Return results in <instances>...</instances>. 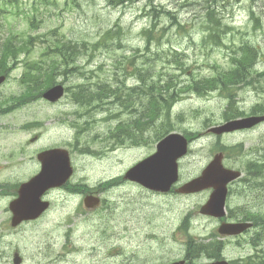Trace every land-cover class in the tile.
I'll return each instance as SVG.
<instances>
[{
    "label": "rangeland",
    "instance_id": "1",
    "mask_svg": "<svg viewBox=\"0 0 264 264\" xmlns=\"http://www.w3.org/2000/svg\"><path fill=\"white\" fill-rule=\"evenodd\" d=\"M2 11L8 13L0 14V37L13 32L18 39L33 40L28 51L8 59L12 66L0 85V264H12L14 252L21 264H166L186 259L194 245L220 241L224 256L230 257L235 249L214 234L219 221L199 213L209 189L189 195L159 193L122 179L129 167L154 150L149 142L167 131L169 123L157 126L164 121L158 119L139 130L143 119H132L137 112L132 113L130 104L125 109L116 101L109 107L103 101L102 108L93 109L74 102V97L86 86L96 88L103 82L139 86L145 72L151 73L146 82L173 83L178 91L192 77L227 69L231 53L248 42L258 53L253 84L237 86L228 113L251 115L253 106L264 103V77L256 74L264 70V0H0ZM216 33L219 44L209 42L208 35ZM56 39H68L79 49L66 47L62 54L57 49L48 58L46 50ZM67 58L71 61L65 63ZM53 64V83L64 86V95L56 102L37 95L22 98L28 86L21 83L23 71L40 65V79L31 85L41 84L42 94L53 85L42 87L43 67ZM226 105L218 90L205 95L184 92L171 105V119L165 121L172 129L196 133L179 160L178 185L196 177L220 146L229 155L224 165L241 169L243 176L246 166L264 161V122L218 136L207 132L226 120ZM133 107L139 108L137 103ZM257 110L256 115L264 113ZM131 128L134 139L127 130ZM65 145L72 152L70 184H77L50 190L49 210L12 228L8 203L19 184L38 172L36 155ZM245 181L231 186L227 210L243 216L246 209L254 221L264 220V188ZM77 190L99 195L100 206L88 211L84 195L73 193ZM72 247L75 251L68 252ZM250 252L246 246L245 253Z\"/></svg>",
    "mask_w": 264,
    "mask_h": 264
},
{
    "label": "water",
    "instance_id": "2",
    "mask_svg": "<svg viewBox=\"0 0 264 264\" xmlns=\"http://www.w3.org/2000/svg\"><path fill=\"white\" fill-rule=\"evenodd\" d=\"M4 76H0V83ZM63 94L61 85H55L43 93V97L49 101H55ZM264 120L263 116H252L244 119H235L220 126L211 128L215 133L232 131L242 127H249ZM186 139L180 134H170L162 139L156 147V152L141 160L130 168L125 178L138 181L146 187L158 191H167L178 179L176 159L186 151ZM38 158L42 162V171L22 183L18 189V197L10 203L13 212L11 224L14 226L22 219L37 217L48 206L41 201L40 196L49 187L60 186L71 174V167L66 151L54 149L41 153ZM222 155L217 154L200 176L183 184L177 189L181 193H193L205 188H212L207 202L201 207L200 212L214 217H222L225 214L224 202L226 198V185L239 175L238 172L226 169L221 164ZM91 197L84 199L87 207L94 205ZM97 202V200L95 201ZM250 224H229L222 222L218 228L221 235L238 234L248 228ZM18 259L15 260V264ZM181 264V263H174ZM208 264H226L213 262Z\"/></svg>",
    "mask_w": 264,
    "mask_h": 264
},
{
    "label": "trees",
    "instance_id": "3",
    "mask_svg": "<svg viewBox=\"0 0 264 264\" xmlns=\"http://www.w3.org/2000/svg\"><path fill=\"white\" fill-rule=\"evenodd\" d=\"M212 7V6H211ZM4 13H8L5 11L0 12L1 15ZM218 32V31H217ZM216 37H212L211 35H208L209 40H211L212 43H219L220 42V36L218 33H216ZM33 37L27 36L25 38L18 39L16 37V34L13 32H9L6 34V36L0 37V53L2 54L0 57V74L7 75L9 73V70L12 65H9L8 59L9 58H18L19 54L21 52L28 51L30 44L32 43ZM208 41L207 39H205ZM204 40V41H205ZM53 41V40H52ZM55 44L49 46V48L46 50V54L50 56V53L52 51H56L58 49V53L62 54L64 50L71 47H76L79 49V47L72 43L68 39H56L54 42ZM255 47H252L248 44H244L241 47H239V54L232 58V65L223 72H216L214 75L203 77V78H197L192 77L190 80H188L184 85H181L178 88V91L180 92H196L200 95H204L212 90H218L221 94H223L227 98V108L224 113L225 118H234L236 116H239L238 111L228 113L229 110L232 108V106L235 104V90L237 89V86L242 85H251L253 84V71L252 68L253 63L256 62V56L257 51L255 50ZM63 50V51H62ZM58 54H54V56H57ZM64 55V54H63ZM71 61L69 58L64 60L65 63ZM40 67V65H39ZM39 67L36 69L33 67H29L28 70L24 73H22V79L21 83H26L28 86L22 93V98H33V95L41 96L40 90H41V84L39 85L38 82L34 85H31V83L36 82L40 79V72ZM56 69L55 65H51L49 67H46L45 70V77L43 86H49L53 83L52 74L54 70ZM36 72H33V71ZM258 76L264 77V70L257 73ZM145 75H140V79L143 81V84L145 86L139 87V88H129L126 89L123 84L121 86H118L116 89L117 91L123 92L127 99L123 102V106L125 108H129L128 104H130V107H133L134 105V99H137V103L139 105V108H135V110L138 112L137 116H134L133 119H159L160 117H163V119H170L169 116V107L170 105L176 100L175 98L178 97L179 93H177V90H175V85L173 83L165 82L164 85L160 83H147L144 79ZM86 89V90H85ZM85 89L79 93L75 94L74 102L80 104L81 106H90L92 108V103L94 101L99 100L95 103L94 108L101 107L102 108V102L105 98L108 97V95L112 92H115V89H110L108 85L102 86L101 84L99 86H96V88H91L90 86H86ZM125 90H128V92H124ZM121 95V94H119ZM144 99H146L144 101ZM100 102V103H99ZM107 107L111 105V102H106ZM101 105V106H100ZM258 108L264 109V104H257L253 106V111L257 110ZM227 112V113H226ZM243 115V114H241ZM169 123L170 128H165L167 131L172 130V125L169 121H163V125ZM132 133L134 132L127 129ZM165 131V133L167 132ZM159 136H156V138ZM224 147V146H222ZM225 149V147L223 148ZM261 167H264V163L260 165ZM256 175L258 173V168L255 169ZM243 210V209H242ZM230 212V210H229ZM243 220H253V218H250V212L244 209L243 211ZM191 248H195L197 251L192 252ZM189 250V253L191 254V258H194L196 256V253H202L205 255H211L215 253V250L212 247L204 248L202 250L197 249L196 246L191 247ZM218 249V247H217Z\"/></svg>",
    "mask_w": 264,
    "mask_h": 264
},
{
    "label": "flooded vegetation",
    "instance_id": "4",
    "mask_svg": "<svg viewBox=\"0 0 264 264\" xmlns=\"http://www.w3.org/2000/svg\"><path fill=\"white\" fill-rule=\"evenodd\" d=\"M248 179H246L247 181ZM249 181V180H248ZM230 212L236 215V210L230 208ZM238 216H233L231 221H242ZM264 220L255 221L259 227L252 226L241 232L238 235L228 237L230 244L235 249L233 254L229 257V264H264V234L262 228L264 227ZM252 244V245H251ZM246 246L250 248V254L245 253Z\"/></svg>",
    "mask_w": 264,
    "mask_h": 264
},
{
    "label": "bare ground",
    "instance_id": "5",
    "mask_svg": "<svg viewBox=\"0 0 264 264\" xmlns=\"http://www.w3.org/2000/svg\"><path fill=\"white\" fill-rule=\"evenodd\" d=\"M247 179L249 180V183L250 182H256L257 184H260V185H258V188H264V181H259V179L257 178V175H256V172L255 171H252V174L250 175V178L248 177ZM248 180L245 181V183L248 182ZM229 194H230V190H229V192L227 194V198L229 197ZM259 222H261V221H259ZM191 251L192 252H195L197 250L195 248H191Z\"/></svg>",
    "mask_w": 264,
    "mask_h": 264
}]
</instances>
